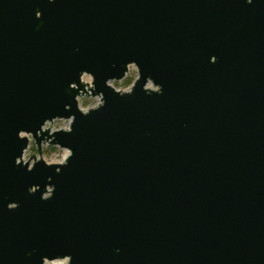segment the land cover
<instances>
[{"label":"water","instance_id":"obj_1","mask_svg":"<svg viewBox=\"0 0 264 264\" xmlns=\"http://www.w3.org/2000/svg\"><path fill=\"white\" fill-rule=\"evenodd\" d=\"M56 262L264 264V0H0V264Z\"/></svg>","mask_w":264,"mask_h":264},{"label":"rangeland","instance_id":"obj_2","mask_svg":"<svg viewBox=\"0 0 264 264\" xmlns=\"http://www.w3.org/2000/svg\"><path fill=\"white\" fill-rule=\"evenodd\" d=\"M138 78V70L135 66H131L128 75L126 78L119 82H111V85L120 92H128L132 88L134 82ZM85 83L91 84L92 79L88 76L83 78ZM149 88H152L149 85ZM79 107L83 112H86L90 109H94L101 105V98L84 96L78 99ZM71 121L68 120H56L52 123L46 124L44 130H50L52 133L60 130H69ZM30 140V145L28 150L25 152L23 160L28 162L31 159V156H36L44 160L47 164H62L65 162L66 158L69 155V152L66 150L59 149L58 147L49 146L48 144L42 145V155H38L37 147L32 136H27ZM33 163V161H32ZM64 262H56L55 264H63Z\"/></svg>","mask_w":264,"mask_h":264},{"label":"clouds","instance_id":"obj_3","mask_svg":"<svg viewBox=\"0 0 264 264\" xmlns=\"http://www.w3.org/2000/svg\"><path fill=\"white\" fill-rule=\"evenodd\" d=\"M248 2L250 3V2H251V0H248Z\"/></svg>","mask_w":264,"mask_h":264},{"label":"flooded vegetation","instance_id":"obj_4","mask_svg":"<svg viewBox=\"0 0 264 264\" xmlns=\"http://www.w3.org/2000/svg\"><path fill=\"white\" fill-rule=\"evenodd\" d=\"M130 70V69H129ZM129 73V72H128ZM128 75V74H127Z\"/></svg>","mask_w":264,"mask_h":264}]
</instances>
